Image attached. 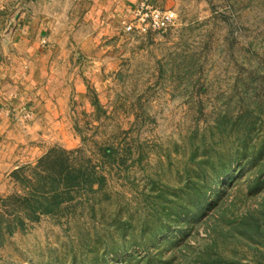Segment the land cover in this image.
Wrapping results in <instances>:
<instances>
[{
  "label": "rangeland",
  "instance_id": "1",
  "mask_svg": "<svg viewBox=\"0 0 264 264\" xmlns=\"http://www.w3.org/2000/svg\"><path fill=\"white\" fill-rule=\"evenodd\" d=\"M149 1L25 0L64 82L0 133V264H264V0Z\"/></svg>",
  "mask_w": 264,
  "mask_h": 264
},
{
  "label": "crops",
  "instance_id": "2",
  "mask_svg": "<svg viewBox=\"0 0 264 264\" xmlns=\"http://www.w3.org/2000/svg\"><path fill=\"white\" fill-rule=\"evenodd\" d=\"M134 4L138 0H125ZM25 0H0V133L16 109L27 101L30 105L36 86L64 82L57 76V58L53 53L64 50L51 44V20L36 12L24 10ZM85 44L81 46L84 49ZM66 51V50H65ZM62 52V51H61ZM59 68V67H57ZM40 91H38L39 93ZM41 100L45 101L43 97ZM52 102L53 98L47 99ZM39 101L33 109H39ZM45 106V105H43ZM32 110V107H28ZM37 112V111H36Z\"/></svg>",
  "mask_w": 264,
  "mask_h": 264
},
{
  "label": "built area",
  "instance_id": "3",
  "mask_svg": "<svg viewBox=\"0 0 264 264\" xmlns=\"http://www.w3.org/2000/svg\"><path fill=\"white\" fill-rule=\"evenodd\" d=\"M134 17V23L127 26V30L145 31L150 28L156 30L172 24L174 13L172 11L161 10L151 5L149 0H139Z\"/></svg>",
  "mask_w": 264,
  "mask_h": 264
},
{
  "label": "trees",
  "instance_id": "4",
  "mask_svg": "<svg viewBox=\"0 0 264 264\" xmlns=\"http://www.w3.org/2000/svg\"><path fill=\"white\" fill-rule=\"evenodd\" d=\"M45 211H50V209H47V210H45Z\"/></svg>",
  "mask_w": 264,
  "mask_h": 264
}]
</instances>
